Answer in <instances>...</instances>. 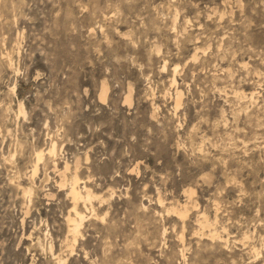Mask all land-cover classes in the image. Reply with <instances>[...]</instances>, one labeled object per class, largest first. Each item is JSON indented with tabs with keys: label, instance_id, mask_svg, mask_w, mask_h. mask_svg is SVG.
Instances as JSON below:
<instances>
[{
	"label": "rangeland",
	"instance_id": "1",
	"mask_svg": "<svg viewBox=\"0 0 264 264\" xmlns=\"http://www.w3.org/2000/svg\"><path fill=\"white\" fill-rule=\"evenodd\" d=\"M74 172L99 198L70 246ZM56 256L264 264V0H0V264Z\"/></svg>",
	"mask_w": 264,
	"mask_h": 264
},
{
	"label": "bare ground",
	"instance_id": "2",
	"mask_svg": "<svg viewBox=\"0 0 264 264\" xmlns=\"http://www.w3.org/2000/svg\"><path fill=\"white\" fill-rule=\"evenodd\" d=\"M197 49V48H195ZM197 51H195L192 54V59L195 60L197 59ZM163 67H166V64L164 63ZM174 72L177 71V66L174 67ZM175 78L173 77L171 79V84L175 83ZM16 86L14 85L12 87L13 90H15ZM236 91V90H235ZM238 91V90H237ZM107 92H108V85L105 82H102L101 85V92H100V99L106 100L107 97ZM241 92V91H240ZM235 93V92H234ZM132 90L131 88L128 91V94L125 96V102L128 104H131L132 101ZM242 94L243 99L245 98H253L254 97V91L253 92H243L239 93ZM238 95L234 96L237 98ZM238 99V98H237ZM252 100V99H251ZM181 101V92L175 88V108H177L180 104ZM247 101V100H246ZM250 101V100H249ZM249 103V102H248ZM19 111L23 112V105L22 103L19 105ZM56 147L55 144H50V146L47 149H37L36 150V158L37 162L45 155L48 154L49 156H53L55 153ZM53 169L55 171H61V168L56 160L53 161ZM63 170L61 171V174H64L67 169H69V165L65 163L64 167L62 168ZM37 171V164L34 165L33 167V174ZM68 180V191L67 195L71 199V207L68 212L66 222H67V231L70 235V240L69 244L70 246H73L78 238L81 236V227L87 218V214H85L82 209L81 205L85 208L86 212L89 213L90 215H96L95 213V208L93 206L92 200L94 198H99L94 192L89 189L86 185V181H84L77 172H74L71 177ZM62 185V182L60 183ZM82 185V186H81ZM27 193H32V188H29ZM188 194V198H191V194L193 193L192 190H186L185 191ZM163 199H158V206H162ZM189 202H185L182 205L178 206H171L168 211H171L173 213L178 214L181 218L185 217L188 212H189V207H188ZM197 222L199 226V230L197 234H199L200 237L202 238H207L211 243L217 242L218 244L227 246L230 243V237L229 233H226V235H222L217 227V219L215 217L214 220H211L205 212L199 213L197 216ZM183 235L180 237L182 238ZM246 237V236H245ZM244 237V238H245ZM39 241V237L37 238ZM68 240V237L66 238ZM68 244V245H69ZM226 248V247H225ZM73 250V249H72ZM50 251H53L52 248L50 247ZM54 254V253H53ZM259 253L256 251V255ZM183 255V254H182ZM55 259L57 260L58 264H65V260L61 258L60 256H56Z\"/></svg>",
	"mask_w": 264,
	"mask_h": 264
}]
</instances>
